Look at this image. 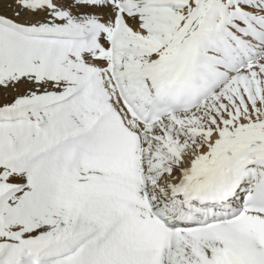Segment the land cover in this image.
Masks as SVG:
<instances>
[{
	"label": "snow or ice",
	"instance_id": "6c2138e0",
	"mask_svg": "<svg viewBox=\"0 0 264 264\" xmlns=\"http://www.w3.org/2000/svg\"><path fill=\"white\" fill-rule=\"evenodd\" d=\"M0 264H264V0H0Z\"/></svg>",
	"mask_w": 264,
	"mask_h": 264
}]
</instances>
